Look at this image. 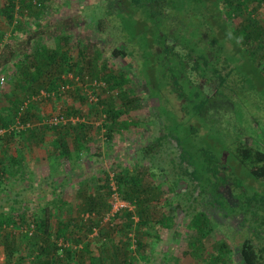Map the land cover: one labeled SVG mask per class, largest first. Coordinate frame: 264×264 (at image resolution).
<instances>
[{
  "label": "trees",
  "instance_id": "1",
  "mask_svg": "<svg viewBox=\"0 0 264 264\" xmlns=\"http://www.w3.org/2000/svg\"><path fill=\"white\" fill-rule=\"evenodd\" d=\"M49 1L0 0V17L11 27L10 40L27 33L25 17H32L33 10L40 14ZM104 1L92 3L101 12L94 28L109 40L110 45L103 41L102 48L130 67L110 70L105 58L102 63L89 60L87 49L75 56L53 45H39L35 55L12 63L28 102L8 98V104L0 107V191L5 141L14 147L15 154L9 155L13 162L18 161L17 145L41 146L48 133L57 158H71L72 150L80 156L85 150V130L92 126L64 119L60 111L45 118L37 114L34 96L60 99L68 92V80L86 82L95 77L103 82L111 99L97 98L89 108L103 117L98 129H104L107 139L119 127L129 126L120 120L142 107V99L150 101L147 108L157 134L138 151L140 160L134 169L123 167L111 177L105 173L102 190L85 193L83 208L75 216L61 218L52 227L48 217L37 213L28 220L20 213H0V228H25L19 246L34 256L32 264H71L77 250L73 245L80 248L77 260L83 264V254L90 253L89 235L108 215L111 230L118 229L122 239L105 236L95 255L88 256L89 264H125L127 247L133 245L144 256V237L153 234L154 225L171 229L179 216L176 211L188 218L186 226L195 239L210 234V219L216 215L239 220L237 228L244 236L240 264H264V96L259 91L264 92V22L255 16L264 0ZM132 79L143 95L132 89ZM77 97L86 101L83 94ZM241 104L262 110L257 118L262 126H256L250 110L236 114ZM220 109L233 110L236 123L229 119L227 127L218 124L214 116ZM14 125L19 126L14 129ZM154 166L171 174V189L181 188L176 195H188L186 208L167 202L160 216H153L161 192L146 182V172ZM113 194L130 208L111 214ZM24 238L32 242L23 245ZM59 250L64 254L59 255ZM215 251L220 253L205 254L204 259L231 261V248L224 241ZM17 253L15 241L4 237L0 264H19L13 260Z\"/></svg>",
  "mask_w": 264,
  "mask_h": 264
},
{
  "label": "rangeland",
  "instance_id": "2",
  "mask_svg": "<svg viewBox=\"0 0 264 264\" xmlns=\"http://www.w3.org/2000/svg\"><path fill=\"white\" fill-rule=\"evenodd\" d=\"M92 3L106 2L104 0H50L49 5L40 14L36 15L33 10L32 17H25L27 33L20 34L14 41L10 40L11 27L7 26L0 17V75L5 78L4 84L0 87V107L8 104V98L23 100L24 105L28 102L24 96L27 91L19 88L20 80L14 74L12 63L24 59L27 54L35 55L36 47L39 45L42 48L53 45L61 50H68L75 56L82 48L87 49L89 60L97 59L102 63L105 58L108 68L114 71L126 65L130 67L128 64L124 65L122 60L112 57L110 52L102 48L103 41L107 46L110 43L105 34L99 33L94 28V21L100 17L101 12L93 9ZM255 16L259 21L264 22V4L258 7ZM11 51L13 53H10ZM67 86H69L68 92L57 100L40 98L39 95H35L37 114L45 118L60 111L64 119L76 122L80 120L92 126L85 130L87 132L85 144L83 143L85 150L80 156L72 150L71 158H57L51 145V134L48 133L41 146H31L25 142L17 145L19 148L18 161L13 162L9 155L15 154L12 149L14 147L10 144L11 141H5L3 145L5 152L2 154L3 158L1 157L5 160L3 165L5 178L0 191V213L12 215L20 213L25 220L37 213L48 217L50 226L56 227V223L61 218L66 219L75 216L77 212L80 213L85 193L96 194L102 190L101 178L105 173H109L111 177L115 171L123 167L134 169L140 160L138 151L150 142L151 135L157 134L147 108L151 106L150 101L142 99V107L131 111L120 120L122 123L128 122L129 126L119 127L120 129L114 133L113 138L107 139L104 129H98L103 117L100 118L98 113L89 108L90 103L96 101L97 98L104 101L111 99L103 82L95 77L92 80L88 77L86 82L68 80ZM130 86L137 95L144 94L136 80L132 79ZM78 87L81 88L80 91L76 90ZM259 91L264 96L263 90ZM78 93L83 94L86 101L78 99ZM244 110L252 111L253 122H256L258 127L262 126L258 120L261 109L256 106L252 107V104L249 107L241 104L236 109V114H241L240 112ZM230 111L232 114L226 109H220L215 113L217 123L221 126L225 125L224 127H227L229 119L236 123V120L233 121V110ZM18 126L13 127L16 129ZM68 136H70L69 133ZM71 141L73 139L69 141L70 146ZM158 162L159 160L155 159V165ZM164 164L166 162L161 165ZM172 179L169 172L162 173L155 166L146 172V182L154 184L157 192L159 189L161 192L153 211L155 218L160 216L164 203L170 202L173 206L178 204L181 208L188 206V195L183 192L176 195V192L181 189L179 186L173 188L176 191L171 189ZM178 211L176 215L179 216L171 229L154 225L153 234L144 237L146 245L144 256L135 251L133 245L127 247L125 264H221V261L213 258L205 260L204 255L220 253L215 250L223 241L232 251L231 261L228 264H240L239 245L244 236L238 231V218L223 219L216 215L211 216L210 234L202 239H195L196 234L186 226L188 218L182 217L184 213ZM112 224L113 222L109 221L107 215L99 222L95 232L89 235L88 239L92 241L88 250L90 253L83 254V264H89L88 256L95 255L105 236L112 235V237L122 239L118 229L111 230ZM24 231L25 228L21 226L11 230L8 227L0 228V243L4 237L14 240L19 253L14 256L13 260H18L19 264H32L31 258L34 256L27 255V250L19 246ZM27 238H24L23 245L32 242ZM60 243L59 240L57 244L60 245ZM65 246H71V244L66 243ZM72 249L77 250H74L75 259L71 258V264H79L77 257H79L80 248H75L73 245ZM62 254L64 252L59 250V255Z\"/></svg>",
  "mask_w": 264,
  "mask_h": 264
},
{
  "label": "built area",
  "instance_id": "3",
  "mask_svg": "<svg viewBox=\"0 0 264 264\" xmlns=\"http://www.w3.org/2000/svg\"><path fill=\"white\" fill-rule=\"evenodd\" d=\"M4 80H5L4 77L0 76V85L3 84ZM52 121L55 122V123L57 122L56 119H53ZM0 133H2V131H0ZM112 199H113V204H112V212H111V214L113 212L117 211L118 209L122 208V207H129L128 204L123 202V201H121L116 194L112 195Z\"/></svg>",
  "mask_w": 264,
  "mask_h": 264
}]
</instances>
